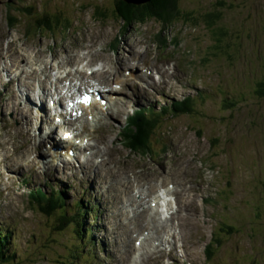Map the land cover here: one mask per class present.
<instances>
[{"label": "rangeland", "instance_id": "1", "mask_svg": "<svg viewBox=\"0 0 264 264\" xmlns=\"http://www.w3.org/2000/svg\"><path fill=\"white\" fill-rule=\"evenodd\" d=\"M177 1L181 17L168 23L147 19L126 31L112 12L115 0H0V229L12 232L14 264H264V95L254 92L264 80V0ZM209 12L215 19L211 25L202 18ZM45 13L58 16L62 27L33 28ZM11 17L19 23L12 26ZM94 50L93 64L81 62ZM35 73L47 76L48 95H56L51 82L58 88L64 83L63 104L77 95L69 96L73 87L79 93L90 87L110 90L102 99H110L113 108L99 116L111 133L106 135L100 122L95 126L88 108L86 130L67 117L61 126L69 132V123L75 125L78 144L86 142L82 136L90 142L85 151L64 159L68 142L62 141L67 144L63 154L52 152L46 142L25 162L17 159L19 151L49 132L33 101L22 95L39 92L31 86L32 81L38 86ZM110 78L114 83L103 85ZM185 96L193 97L192 112L162 115L149 138L151 149L139 152L121 144L118 132L135 109L151 105L157 110ZM27 134L33 137L30 145ZM87 178L102 188L89 186ZM44 181L64 189L67 207L83 198L94 209V216H86L83 232L89 242L82 243L80 258L73 257L78 250L73 225L59 228L62 212L47 215L29 201V191ZM162 184L170 190L161 189L172 206L168 218L150 208ZM152 223L164 232L157 235ZM227 225L233 227L229 234ZM143 230H148L145 239L132 240ZM213 235L218 245L207 262Z\"/></svg>", "mask_w": 264, "mask_h": 264}, {"label": "trees", "instance_id": "2", "mask_svg": "<svg viewBox=\"0 0 264 264\" xmlns=\"http://www.w3.org/2000/svg\"><path fill=\"white\" fill-rule=\"evenodd\" d=\"M14 6V5H13ZM101 16H106V12L98 9L97 11ZM113 14L118 16L124 23L122 27L127 31V28L133 23L144 22L147 19L156 18L161 23H168L170 20L181 17L180 10L178 9L177 0H146V1H127V0H115V8L112 11ZM218 15L217 12H214ZM188 13L185 15L187 16ZM53 17V16H52ZM50 17L47 13L43 14L35 24L33 28L36 30H47L53 32L54 30L62 27L60 23V18L58 16ZM203 20L211 25L215 22L213 14L206 13ZM16 18L11 17L12 26L19 23L15 22ZM60 26V27H58ZM69 27L67 26L66 29ZM31 28L27 27V31L30 33ZM226 31H221L223 36ZM217 37V32H215ZM257 89L254 88V92L257 95H264V80H261L257 84ZM235 105V103H231ZM194 101L193 97L185 96L181 100L173 101L171 106L161 105L157 110L152 107H143L135 109L134 112L129 116L125 127L123 128L121 141L125 146L129 145L131 150H136L139 152H145L151 149L150 139L156 134L157 127H159V118L166 114L168 111L173 110L176 113H191L193 110ZM133 149H132V148ZM133 150V151H134ZM64 193V192H63ZM61 191L55 189L53 186L49 188H43L42 186L33 188L29 191L28 197L29 201H32L36 208L47 215H52L54 211L62 212L58 217L59 228L64 229L65 227L72 226L74 235L77 236L78 250L76 254L73 255L74 258H80L81 252L83 251V245L89 242L85 240L87 233L83 232L86 223V213L93 215L94 211L92 206H87L83 198L76 199L72 201V204L67 207L66 200L63 197ZM84 201L86 204H84ZM63 210V211H62ZM74 215L77 217L75 218ZM58 226V225H57ZM55 228H57L55 226ZM233 227L230 225L226 226V232L229 234ZM90 231V229H89ZM11 230L7 227L0 229V264H14L13 259L15 252L11 251L12 244L9 243V238L11 236ZM90 240L94 241L92 234H90ZM86 236V237H85ZM85 237V238H84ZM92 237V238H91ZM84 238V239H83ZM218 245V240L215 235L212 236L209 249L205 252L206 261L209 262L213 259L211 248L212 246ZM10 246V247H9Z\"/></svg>", "mask_w": 264, "mask_h": 264}, {"label": "bare ground", "instance_id": "3", "mask_svg": "<svg viewBox=\"0 0 264 264\" xmlns=\"http://www.w3.org/2000/svg\"><path fill=\"white\" fill-rule=\"evenodd\" d=\"M64 53H65V51H63ZM66 54V53H65ZM95 54H96V52H95V50L94 51H88V53L87 54H84V55H82L81 56V62L83 61V60H88V63H92V62H94L95 60H93V58L95 57ZM127 55V54H126ZM133 56V55H132ZM12 57V56H11ZM16 57H17V55H16ZM76 57H79V56H76ZM20 58L22 59H26V57L24 56V55H22L21 54V56H20ZM13 60L14 59H11L10 58V63L12 64L13 63ZM37 61H38V59H37ZM1 62V61H0ZM14 63H15V60H14ZM78 64H81V63H78ZM61 67H63L62 65H63V62H61ZM81 65H83V64H81ZM2 66V65H1ZM108 66V65H107ZM44 67V66H43ZM103 69H105L106 70V72L107 73H110V75L111 76H113V75H115L114 74V72H112V71H110V67L109 68H107V67H104ZM45 71L46 70H43L42 72H43V74L45 73ZM28 72H29V70H27V72L25 73L26 75L28 74ZM103 72V71H102ZM77 73L78 74H80V72L79 71H77ZM82 73V72H81ZM100 72H97V73H95V74H99ZM29 74H32V73H29ZM38 74V73H37ZM106 74V73H105ZM25 75V76H26ZM1 76V75H0ZM40 76V75H39ZM45 76V75H44ZM66 76H68V75H66ZM95 76V75H94ZM108 76V75H107ZM46 77L47 76H45V77H38L37 75H36V73H35V80L37 79L38 80V86H37V84H35L34 83V81H32L31 82V86H32V88H33V90L35 89V87H38V89H39V92L38 93H35L34 91H32V89L31 90H27V92L26 93H22V95L26 98V100H31V101H33V103L34 104H37L36 106L34 105L33 107L36 109L37 108V111H38V117H39V119H40V121H44V123H51L52 122V120H53V118L54 117H52V114H50V113H48L47 112V110H46V108H45V106H44V102H43V100H44V98L48 95V93H46V88H48V86H46V84H45V81H46ZM50 77V76H49ZM69 77V76H68ZM96 77V76H95ZM98 77V76H97ZM139 77V76H138ZM56 81H61V79L60 78H57V80ZM114 78H110L109 80H108V82H103L102 80H101V82H103V85H106V86H108V85H112L114 82ZM89 82V81H88ZM51 84L52 85H55L54 87H55V94H56V96H57V98H61L62 96H61V93H62V90L60 89V88H58V86H57V83H55V82H51ZM60 84V83H59ZM87 84V83H86ZM101 84V83H100ZM57 86V87H56ZM75 87H73V89H74ZM101 90V89H100ZM36 91V90H35ZM109 91L110 90H107L106 91V93L105 94H107V93H109ZM36 94L39 96L38 98L36 97ZM63 95V94H62ZM71 96H73V95H71ZM70 98V97H69ZM109 101H110V99L109 100H107L106 101V106H102L101 104H99V105H97V103H95V104H91L90 106H89V108H90V114H93V118H95L94 120L96 121V124H95V126H97V124L100 122V126H99V128H101V127H103V129H105V131H103V132H105V134L107 135L108 133H111V129L108 127V125H107V122H106V120H105V118L104 117H101V116H99L100 114H102L103 112H105V111H107L108 110V108H111L112 106H110L111 105V102L109 103ZM123 101V100H122ZM56 102H59V100L57 99L56 100ZM115 102V101H114ZM32 103V104H33ZM127 103V102H126ZM108 104V105H107ZM118 105H121V104H118ZM118 105H117V107H118ZM97 107V108H96ZM116 107V106H115ZM18 107H15V110L17 109ZM30 108V107H29ZM113 108V107H112ZM123 108V107H122ZM19 109V108H18ZM119 109V108H118ZM20 112V111H19ZM115 112V111H114ZM122 112V111H121ZM45 114V117H43V114ZM19 114H21V113H19ZM22 115V114H21ZM84 115L85 114H80L79 116H77L76 117V121H79L80 123H81V127H80V130L82 129V130H86V125L88 126L89 124H88V122H87V120L84 118ZM107 118V117H106ZM37 119V118H36ZM109 123V122H108ZM110 124V123H109ZM56 127H55V123H52L49 127H48V129H49V132L47 133V134H43L41 137H43V138H40L39 140H38V143H36V144H34V145H30V144H32V142H33V137H30V135L29 134H27L28 135V137H30L31 138V140L32 141H29L30 143H29V145L30 146H26V148L22 151L21 150V152L19 153L18 152V154H17V157H16V155H15V157L17 158V159H19L20 161H23V159L25 158V157H27V156H30L29 154H31V153H33V152H37V148H43L44 147V144L47 142V143H49L50 144V148L51 149H54L52 146L53 145H56V144H60V141L58 140V139H56V138H54V137H50L49 135H50V133H55V129ZM111 128H112V125H111ZM67 129L69 130V132H68V138H67V140H68V142H69V149L70 150H74V149H82V150H85L86 148H87V146H91L90 145V142L88 141V139H86L85 140V138H84V136H82V139L84 138V140L85 141H87L88 143H86V144H84V145H82V146H80L81 144H76V143H74L73 142V139H76L78 136H76V137H74V135L78 132L77 130H76V127H75V125H72V124H70L69 123V125L67 126ZM64 130H66V129H64ZM81 130V131H82ZM22 131V130H21ZM25 133V132H24ZM78 134H79V132H78ZM104 134V135H105ZM54 135V134H53ZM44 137H47L46 138V140H43L42 141V139H44ZM24 144V143H23ZM124 152V151H123ZM35 154V153H34ZM67 157H68V155H67V151H66V153H64V159L66 158L67 159ZM1 158V157H0ZM15 158V159H16ZM70 158H71V156H70ZM15 159H12V160H15ZM35 158H32V159H29L28 160V164H30V161L31 160H34ZM1 160V159H0ZM10 160V159H9ZM17 161V160H16ZM23 162H25V160L23 161ZM15 163V162H14ZM19 163V162H18ZM31 164L32 165H34L35 163L34 162H31ZM69 164V163H68ZM124 164H126V163H124ZM16 166V165H15ZM74 166V165H73ZM130 166V165H129ZM35 169V168H34ZM122 169H125V167H123ZM63 170V169H62ZM110 171V170H109ZM108 171V172H109ZM148 171H149V169H148ZM150 173V172H149ZM151 175V174H150ZM156 175H157V178L158 177H160V174H158V173H156ZM85 177H87L86 176V174H85ZM163 178H165V177H163ZM86 181H87V183L89 182V183H91V184H88L89 186H92L93 185V183H92V181L89 179V178H87L86 179ZM132 181V180H131ZM127 182H128V184L130 183V181L129 180H127ZM162 183H164V181L162 182ZM167 183V182H166ZM144 184V183H143ZM141 185V184H140ZM163 185V189L164 190H166V192H168V193H170V190H169V188H168V186L167 185H164V184H162ZM147 187H148V190H152V186L150 187V185H147ZM161 187V186H160ZM127 188H129L128 187V185H127ZM117 190H119V191H121V189H117ZM133 190V189H132ZM150 190V191H151ZM124 191V190H123ZM154 191V190H153ZM128 193V192H127ZM142 194H144L143 192L141 193V195ZM153 196H154V199H151L150 200V205H151V209H153V212H155V214H159V218H168V217H170V215H167L168 213H172V212H169L170 211V208L172 207L171 206V204H170V200H168V198H167V196L165 195V194H163L162 195V197H159V195L156 193V190L154 191V193H153ZM142 200V199H141ZM90 201V200H89ZM94 203V202H93ZM96 204H97V201L95 202ZM156 203V204H155ZM91 205H93L92 203H91ZM100 205H102L101 203H100ZM96 206V205H95ZM99 208L101 207V209H104V206H99V205H97ZM158 207L159 209H157L160 213H158V211L157 210H155L154 209V207ZM144 208V207H143ZM150 209V210H151ZM133 210H136V209H133ZM103 211V210H102ZM102 211H101V213H102ZM172 211V210H171ZM136 212V211H135ZM138 212V211H137ZM142 212V211H141ZM140 215V214H139ZM143 215V214H142ZM102 216V215H101ZM116 219V218H115ZM157 219V218H156ZM155 218H154V222L156 221V222H158V220H156ZM153 220V219H152ZM161 220V219H160ZM153 222V221H152ZM149 228V227H148ZM152 228L153 229H155V230H157V227H156V225L154 224V223H152ZM161 229V228H160ZM149 230V229H148ZM148 230H143V231H141V232H137V236L134 238V239H132V240H142V239H145L146 237H144V236H147V235H145L146 234V232L148 231ZM159 230V229H158ZM157 230V235L159 234V233H162V232H164V230L162 229V230H159L158 231ZM153 231V230H152ZM153 233H155V232H153ZM174 233V232H173ZM152 235V234H151ZM181 236V235H180ZM162 238V237H161ZM154 241V240H153ZM166 241H168V240H166ZM95 242H96V239H95ZM97 243L99 244V245H102V244H100V242H99V240L97 241ZM168 244V243H167ZM160 245H162V242H161V244ZM170 247V249L169 250H172V245H170L169 246ZM133 249H134V247H133ZM174 249V248H173ZM160 251V250H159ZM153 252V251H152ZM151 252V253H152ZM166 252V251H165ZM133 253V252H132ZM164 253V252H163ZM170 254V256L171 257H173V255H171V253H169ZM167 255V254H166ZM157 261V260H156Z\"/></svg>", "mask_w": 264, "mask_h": 264}, {"label": "snow or ice", "instance_id": "4", "mask_svg": "<svg viewBox=\"0 0 264 264\" xmlns=\"http://www.w3.org/2000/svg\"><path fill=\"white\" fill-rule=\"evenodd\" d=\"M88 101H87V97H85V99H84V103H87Z\"/></svg>", "mask_w": 264, "mask_h": 264}, {"label": "water", "instance_id": "5", "mask_svg": "<svg viewBox=\"0 0 264 264\" xmlns=\"http://www.w3.org/2000/svg\"><path fill=\"white\" fill-rule=\"evenodd\" d=\"M127 1H134V0H127Z\"/></svg>", "mask_w": 264, "mask_h": 264}]
</instances>
